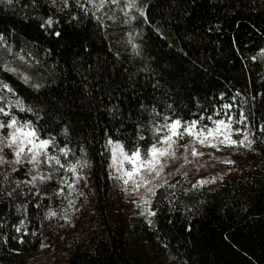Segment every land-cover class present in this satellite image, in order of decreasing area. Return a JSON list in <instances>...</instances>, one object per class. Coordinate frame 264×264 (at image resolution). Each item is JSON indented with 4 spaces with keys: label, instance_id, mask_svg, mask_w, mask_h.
<instances>
[{
    "label": "trees",
    "instance_id": "16d2710c",
    "mask_svg": "<svg viewBox=\"0 0 264 264\" xmlns=\"http://www.w3.org/2000/svg\"><path fill=\"white\" fill-rule=\"evenodd\" d=\"M141 3L156 5L151 10L156 31L147 25L124 24L119 11L115 20L109 19L113 12L106 8L107 15L100 13V25L88 18L66 24V17L55 13L60 19L56 30L62 31L59 38L22 19L20 4L11 9L0 6V30H10L5 35H10L8 43L15 54L6 57L10 65L24 57L32 64V82L48 84L63 98L60 111L45 128L61 145L67 140L77 156L83 147L93 164L87 182L78 185L85 195L69 197L75 200L76 211L62 197L49 200L30 195L26 200H9L10 187L0 185V264H264V142L241 155L223 157L236 161L229 168L217 165L205 149L197 148L205 155L193 158L189 153L192 162L177 173L184 164V148H179L180 158L166 169L175 173L170 183L176 187H165L154 198L152 208L159 212L156 227L134 217L122 196V183L111 178L105 143L120 127L108 114L117 102L127 135L133 134L138 104L149 101L174 103L184 119L233 103L240 106L233 108L237 113H251L253 131L264 123V56L259 54L264 49V0ZM40 4V13L50 14L46 0ZM136 31L142 33L134 41L141 44L139 56L128 42V33ZM145 66L147 73L140 71ZM85 76L91 97L83 92ZM0 78L26 101L50 96H37L2 67ZM157 79L161 88L153 89ZM108 93H114L111 99ZM65 126L67 137L62 133ZM112 138L121 137L117 133ZM257 140L264 141V136L257 132ZM212 177L217 178L215 183L192 187ZM13 179H26L24 170ZM57 187L50 183L49 195ZM37 203L42 207L37 209ZM49 208L61 215L67 209L71 224L59 216L45 218Z\"/></svg>",
    "mask_w": 264,
    "mask_h": 264
},
{
    "label": "snow or ice",
    "instance_id": "6c2138e0",
    "mask_svg": "<svg viewBox=\"0 0 264 264\" xmlns=\"http://www.w3.org/2000/svg\"><path fill=\"white\" fill-rule=\"evenodd\" d=\"M46 2L51 6V12L47 15L40 13L42 7L40 0H24V2L0 0V6L7 5L11 9L20 4V10L24 13L22 19L36 22L45 33L58 38L62 36V31L56 30L60 19L55 17V13L66 17V24L81 23L84 18H88L89 22L95 20L97 25H100L102 20L100 13L107 15V12H104L106 8L113 12L109 19L115 20L117 18L115 13L119 11L123 16L124 24L147 25L150 31H156V21L151 15V10L156 5L141 3V0H46ZM163 2L164 0H161V3ZM5 31L10 30H0V53L3 54L0 67L3 72L18 76L37 96L46 93H50V96L36 102L26 101L12 84L0 78V168L4 169L0 171L2 178L0 185L10 187L11 190L6 191L9 200L14 198L26 200L30 195H35L37 199L43 196L44 199L49 200L53 197H62L67 200L68 208L76 211L75 200L69 197L85 195L84 192L79 191L78 185L81 181L87 182L93 164L83 147L78 148L81 155L77 156L67 140L61 145L57 136L45 128V124L53 119V114L60 111L63 98L56 94L55 88L48 84L33 83L30 76L20 73L17 68L10 65L6 57L15 54L12 52L11 44L8 43L10 35L6 36ZM141 35L139 31H136L135 35L132 32L128 33V42L137 56L141 54V44L134 41ZM259 54L264 56V49H261ZM183 55L188 56V53L183 52ZM18 59L25 60L24 57ZM251 59L255 61L257 57L253 56ZM140 71L147 73L150 70L145 66ZM84 81L83 92L91 97L92 91L87 76L84 77ZM151 86L153 89L161 88L160 80L157 79ZM132 88L135 89V83L132 84ZM107 95L111 99L114 93ZM233 108L239 109L240 106L224 103L214 108L211 114L198 113L196 114L198 118L184 119L176 111L174 103L141 102L138 104L132 135L126 134L125 116L119 102L114 103L108 110L111 119L120 125L106 138V147L110 153L108 170L114 181L122 183L125 192L137 197L132 202L138 209H142L139 215L146 218L150 227H156L154 218L159 214L158 210L152 208L158 191L165 187L170 189L176 187L175 184L170 183L175 173H169L166 169L180 158L177 156L179 148H184V164L176 169L177 173L192 162L189 160V153L193 158L205 155L204 152L198 151L196 145L217 151L221 150V146L253 150L254 145L264 142L257 140V132L264 136V123L257 124L256 130L253 131L251 113L245 114L240 110L237 115L232 112ZM21 115H30L33 119H22ZM62 133L67 137V126L63 127ZM117 133L121 138L114 140L112 136ZM185 137L190 138L189 144L181 143ZM224 162L233 165L236 163L234 160ZM22 169L26 179H13V176ZM187 175L186 171L183 172L185 178ZM216 179V177L201 179L192 187H203L205 184L215 183ZM50 183L58 185L51 195L48 192ZM172 195L175 193L173 192ZM36 207L39 209L42 205L37 203ZM17 210L19 211L20 208ZM58 216L71 224L72 217L67 214V209L61 215L49 208L45 218L52 219ZM20 223L23 224L24 221L21 220ZM16 231L21 229L17 227ZM20 243H24L23 237L20 238Z\"/></svg>",
    "mask_w": 264,
    "mask_h": 264
},
{
    "label": "rangeland",
    "instance_id": "374dc122",
    "mask_svg": "<svg viewBox=\"0 0 264 264\" xmlns=\"http://www.w3.org/2000/svg\"><path fill=\"white\" fill-rule=\"evenodd\" d=\"M12 67L17 68L20 73H23L24 75H28L31 78H33L32 71H31L32 64H30L29 62H25V61H21V60H19L18 62L15 61L14 65H12ZM232 112L234 114L238 115V113L234 109H232ZM181 143L182 144H189L190 138L185 137V139ZM196 147L198 149H201V150L205 149V152L207 153V155H209L210 158H213L217 165L225 164L227 168H229V166L231 164L225 163L224 162L225 159L223 157L228 156V155H241L246 150L243 147H239V148L230 147L229 148V147L221 146L220 151H217L216 149H213L210 147H202L200 145H196ZM122 196H123V198H127L128 202H129V208L132 212H134V217L135 216L139 217L141 220L143 219L145 222H147L145 217L139 215V213H140V211H142V209H138L136 207V205L132 202L133 200H136L137 197L135 195L130 196L129 193H127L123 190V187H122Z\"/></svg>",
    "mask_w": 264,
    "mask_h": 264
}]
</instances>
